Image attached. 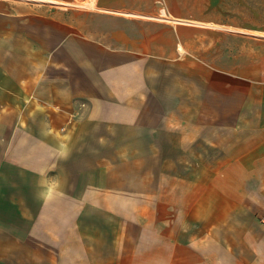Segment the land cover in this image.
<instances>
[{
    "label": "crops",
    "instance_id": "obj_1",
    "mask_svg": "<svg viewBox=\"0 0 264 264\" xmlns=\"http://www.w3.org/2000/svg\"><path fill=\"white\" fill-rule=\"evenodd\" d=\"M227 0H0V264H264V35Z\"/></svg>",
    "mask_w": 264,
    "mask_h": 264
},
{
    "label": "rangeland",
    "instance_id": "obj_2",
    "mask_svg": "<svg viewBox=\"0 0 264 264\" xmlns=\"http://www.w3.org/2000/svg\"><path fill=\"white\" fill-rule=\"evenodd\" d=\"M231 1V0H227ZM236 3L250 4L252 8H237V16L242 18L244 25L262 31L264 35V0H232Z\"/></svg>",
    "mask_w": 264,
    "mask_h": 264
}]
</instances>
